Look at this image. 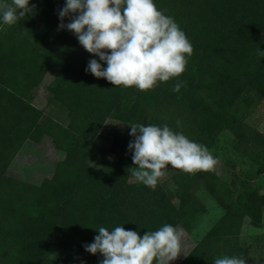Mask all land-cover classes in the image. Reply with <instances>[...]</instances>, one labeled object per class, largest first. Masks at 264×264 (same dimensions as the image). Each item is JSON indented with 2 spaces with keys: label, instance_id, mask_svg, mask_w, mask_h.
<instances>
[{
  "label": "trees",
  "instance_id": "1",
  "mask_svg": "<svg viewBox=\"0 0 264 264\" xmlns=\"http://www.w3.org/2000/svg\"><path fill=\"white\" fill-rule=\"evenodd\" d=\"M153 2L185 33L192 55L185 54L182 74L146 91L113 86L85 71L90 59L102 68L107 64L82 45L71 53L79 43L76 35L58 30L66 0H29L36 5L34 13L13 25L4 24L0 10V264H99L103 255L87 252L84 245L93 242L100 227L122 226L141 237L165 224L187 229V217L201 208L193 203L196 183L223 212L176 264H214L224 256L264 264L260 250L243 249L238 242L242 218L252 223L261 218L262 197L252 177L264 171V132L246 121L245 110L234 109L241 95L247 106L249 94L264 98V57L257 54L258 47L264 51V0ZM46 73L52 74L46 91L65 109L64 121L32 103ZM178 82L182 86L173 91ZM106 119L123 122L125 130L114 131L108 147L91 151ZM134 123L167 125L207 148L227 131L231 154L248 166L225 182L214 171L186 173L168 165L163 171L174 203L159 181L152 189L128 180ZM43 137L62 154L50 180L32 186L8 174L21 145Z\"/></svg>",
  "mask_w": 264,
  "mask_h": 264
},
{
  "label": "clouds",
  "instance_id": "2",
  "mask_svg": "<svg viewBox=\"0 0 264 264\" xmlns=\"http://www.w3.org/2000/svg\"><path fill=\"white\" fill-rule=\"evenodd\" d=\"M36 5L29 0L0 3L4 24H17L33 14ZM58 30L67 29L76 35L89 53L107 64L102 68L97 59H90L85 69L97 78H106L113 86H136L146 91L157 81H168L183 73L192 45L172 17L157 9L153 0H66L58 13ZM65 17L69 22L64 23ZM108 50V51H103ZM257 54L264 57L258 47ZM182 82L174 85L179 91ZM179 123V122H177ZM128 149L137 168L132 175L152 189L165 175L168 165L186 173L213 171L218 160L204 145L190 141L167 125H130ZM87 252L103 255L99 264H169L180 255L182 232L165 224L141 237L137 231L117 226L111 231L100 227ZM257 261L259 257H253ZM83 264V261H81ZM214 264H246L244 256H224Z\"/></svg>",
  "mask_w": 264,
  "mask_h": 264
},
{
  "label": "rangeland",
  "instance_id": "3",
  "mask_svg": "<svg viewBox=\"0 0 264 264\" xmlns=\"http://www.w3.org/2000/svg\"><path fill=\"white\" fill-rule=\"evenodd\" d=\"M81 44L78 43L73 47L71 53L76 55L80 51ZM52 79L51 73H46L35 90L32 103L40 108L45 114L51 115L59 121L65 119V109L56 102L50 100L49 92L46 91V85ZM251 103L247 106L244 95H241L234 109L239 111L245 110V119L247 122L254 124L258 129L264 132V98H257L249 94ZM126 125L114 119H106L98 133L93 137L91 143V151L96 152V148L108 147L111 141V134L114 131H124ZM230 134L227 131L220 132L214 139L208 150L214 158L218 160L215 165L214 172L219 178L225 182L232 178V173L238 175L242 170L247 168L248 164L241 158L231 154L229 147ZM62 156L61 152L56 150L47 137H43L38 143L25 141L18 149L7 167V173L29 182L32 186H40L42 183L50 180L54 163ZM108 162L114 160L112 154H108ZM89 164H93L92 160H88ZM99 168V165H95ZM137 168L133 165L131 174L128 178L130 182L140 183L132 175V171ZM165 172V171H164ZM239 176V175H238ZM164 185L167 193L172 197V201L176 203L173 197V186L169 183L168 174L158 179ZM253 184L258 185V193L261 195V218L258 223H252L248 217H243L238 233V242L243 249L251 251L252 249L261 251V259L264 263V171L255 174L252 177ZM194 205H200L194 215L187 217V229H184L180 224L175 228L182 232L180 255L175 260L169 261V264H176L183 255L193 246L194 242L200 238L206 230L215 222L223 212L215 200L210 196L205 187L196 183L193 187ZM52 195V193H50ZM33 197V196H32ZM34 196L33 198H35ZM48 196L47 198H50Z\"/></svg>",
  "mask_w": 264,
  "mask_h": 264
}]
</instances>
